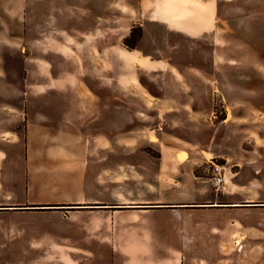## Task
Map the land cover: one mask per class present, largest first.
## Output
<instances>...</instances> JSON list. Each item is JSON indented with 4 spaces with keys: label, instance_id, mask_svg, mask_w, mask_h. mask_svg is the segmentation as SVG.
I'll list each match as a JSON object with an SVG mask.
<instances>
[{
    "label": "rangeland",
    "instance_id": "obj_1",
    "mask_svg": "<svg viewBox=\"0 0 264 264\" xmlns=\"http://www.w3.org/2000/svg\"><path fill=\"white\" fill-rule=\"evenodd\" d=\"M121 4L0 0V140L13 179L5 183L0 171V207L15 206L3 183L22 194L28 135L81 151L89 146L75 151L77 169L27 171L28 194L39 178L41 190L52 180L63 193L36 204L47 209L0 210V264H125L135 245L161 249L154 264H264L263 11L235 16L234 41L224 15L215 30L196 25L195 11H126ZM227 69L235 71L229 83ZM161 155L169 180L197 179L214 211L186 221L176 208L125 206L156 192L144 174L119 181L120 169ZM213 164L224 170L219 186L211 182ZM228 196L244 198L230 205ZM99 249L101 261L88 256Z\"/></svg>",
    "mask_w": 264,
    "mask_h": 264
},
{
    "label": "crops",
    "instance_id": "obj_2",
    "mask_svg": "<svg viewBox=\"0 0 264 264\" xmlns=\"http://www.w3.org/2000/svg\"><path fill=\"white\" fill-rule=\"evenodd\" d=\"M125 5V6H124ZM122 8L125 7L126 11H195L197 14L198 22L196 25H199V27H202L204 25H209L210 29H222V22L223 20L219 19L220 16L224 15L226 20V34L229 33L230 30H232L231 34L227 35L234 41L236 40L234 36V29L238 27V25L234 26L236 18L235 16L239 15L241 11H263L262 14H264V0H124V4L122 5ZM115 11H119L118 9H115ZM238 11V13L236 12ZM261 13V12H260ZM242 14V13H241ZM257 14V13H256ZM236 42H233L235 44ZM210 47L213 52V54L216 55V43L214 36L211 35L210 38ZM241 53V52H240ZM211 57L212 60H216V56ZM239 55V53L237 54ZM236 59L237 56H236ZM232 62L235 61V56L231 58ZM229 61V60H228ZM229 69H227V83L230 81H233L235 78L234 70L231 69V75L229 74ZM203 72H199V76L196 78L201 81V76ZM78 112V111H76ZM58 124H56V128ZM37 126L40 130L44 131V127H41V124L39 125V122H37ZM66 126V125H65ZM55 128L54 126H52ZM64 127V126H61ZM60 127V128H61ZM73 130V129H72ZM74 131V130H73ZM73 131L68 133V135H73ZM52 134H55L57 130L55 129V132L52 131ZM1 140H3L2 137H0ZM0 140V154L2 153L4 157L2 160H0V171L5 174L6 179L5 183H8L10 181H13L10 173V164L9 159L7 158V155L4 154V148L3 145L7 144ZM25 140V139H24ZM23 140V152L25 155V181L22 184L21 188V195L16 196V190L15 187H10L8 189H4L5 183H3V190H11L14 192V196L11 197L9 200L10 205L15 206H7V207H0V208H9V209H0V210H14L15 207H21V210H32V209H38L36 204H44L49 201L48 199L52 200L53 198H57L61 193H63L62 189H57V187H52L54 182L52 180H48L46 182V190H41L38 188L36 183L40 182L39 179H33L32 183L33 185L29 186L30 194H28V174L27 171H33L34 174L37 169L38 170H45L46 168L49 169V171H55L56 169L60 167L65 166H73V169H77V166L79 164V154L75 153V151H78L80 153H85L87 150H89V146L85 151L79 150V146L75 144H57L51 143L53 140V137H50V142H43L40 141V137H36L34 135L27 136V142L25 144V141ZM3 144V145H2ZM124 148V147H123ZM122 149V148H121ZM133 155V154H131ZM122 156V157H121ZM138 156V155H134ZM119 159H123L125 161H131L135 158L133 156L129 157L127 155H120L118 157ZM120 164V160L118 161ZM143 165L142 162H135V163H127L128 166L131 167L130 171H124L120 169V172L117 174L116 179H120L121 182L129 183L127 179H122V176H129L131 174H144L148 177L146 181L144 180L143 183L147 184L150 187V191L155 190L156 195L154 198H146V199H129L130 203L125 204L128 208H134L140 205H145L143 203H149L146 204V208H176L175 210L179 212L180 217L184 220H188L189 218H193L195 216H198L201 213L209 212L211 209L206 208V201H208V193L207 190L203 188V185L197 180V179H188L184 177L185 174H182L178 177H174L172 180H169L168 177L171 176L169 172L170 165L168 161H164L163 156H159L157 159L152 157H147V162H144ZM119 168H122L120 165ZM154 170L156 172H154ZM151 172L155 173V176L151 174ZM35 175V174H34ZM180 177V178H179ZM172 181V182H171ZM180 186L181 188L185 189L187 192L186 195H178L175 192L172 193L170 191L171 184ZM131 184V183H130ZM244 183L241 180H234V183L231 185H235L239 188H244ZM197 191V194H192V191ZM33 191V192H32ZM65 193L67 191V188L64 190ZM46 193H48L50 196L48 198H44L46 196ZM240 194H233L230 193V196H239ZM229 197V196H228ZM231 197H229L228 204H238L239 201H242V196H240L241 199L238 200H230ZM246 199V197H245ZM23 204V205H22ZM25 204V205H24ZM33 206V207H32ZM14 207V208H13ZM41 209H47V207H40ZM54 209H63L64 207H50ZM96 208H101V206H96ZM214 211V210H211ZM239 223V222H237ZM242 227L243 223H239ZM237 231V230H236ZM239 233V232H238ZM237 232H232L231 236L235 237L238 235ZM260 236V233H258ZM264 237V234H262ZM264 239V238H259ZM235 243H238V241H235ZM135 245V247H131L128 249V251L125 252V259H127L125 264H154L152 263V257L158 255L157 250L161 251V249H158L156 247H147L142 249V247H139ZM257 246H262V242L258 241ZM87 256V254H85ZM88 256H91L92 259H96L98 261H101V250L95 254V252L90 253ZM128 257V258H127ZM168 260H164L162 264H168ZM173 264L176 263V260L171 261ZM175 262V263H174ZM247 264V263H246Z\"/></svg>",
    "mask_w": 264,
    "mask_h": 264
},
{
    "label": "built area",
    "instance_id": "obj_3",
    "mask_svg": "<svg viewBox=\"0 0 264 264\" xmlns=\"http://www.w3.org/2000/svg\"><path fill=\"white\" fill-rule=\"evenodd\" d=\"M225 179L224 170L221 165L213 164L211 182L214 186H219Z\"/></svg>",
    "mask_w": 264,
    "mask_h": 264
},
{
    "label": "water",
    "instance_id": "obj_4",
    "mask_svg": "<svg viewBox=\"0 0 264 264\" xmlns=\"http://www.w3.org/2000/svg\"><path fill=\"white\" fill-rule=\"evenodd\" d=\"M0 209H9V208H0ZM16 209V208H15Z\"/></svg>",
    "mask_w": 264,
    "mask_h": 264
}]
</instances>
